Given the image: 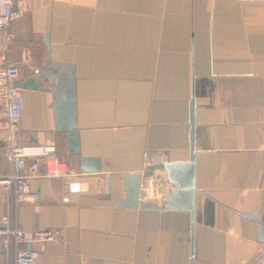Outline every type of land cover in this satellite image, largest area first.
<instances>
[{"label": "crops", "instance_id": "0c3cea01", "mask_svg": "<svg viewBox=\"0 0 264 264\" xmlns=\"http://www.w3.org/2000/svg\"><path fill=\"white\" fill-rule=\"evenodd\" d=\"M10 25L9 59L25 91L20 128L53 143L70 162L96 159L81 192L64 202L59 182L40 178L38 199L16 203L0 185L9 229L58 230L37 264H189L190 219L164 211L175 189L165 172L142 177L125 209L123 179L152 165L186 163L194 107L192 264H247L264 227V0H24ZM69 66L75 82L79 155L55 129L53 85L37 79ZM5 121L0 112V124ZM0 143V181L10 175ZM43 170H41V174ZM264 243V242H263ZM11 244L2 264H14Z\"/></svg>", "mask_w": 264, "mask_h": 264}, {"label": "built area", "instance_id": "2783aa9c", "mask_svg": "<svg viewBox=\"0 0 264 264\" xmlns=\"http://www.w3.org/2000/svg\"><path fill=\"white\" fill-rule=\"evenodd\" d=\"M25 12L24 0H0V112L5 117V121L0 124V143L5 147V159L11 167L10 175L1 180L0 185L12 192L16 203H31L38 199V194L31 189L32 183L46 178L62 185L63 201L68 202L71 194L81 192L80 183L85 175L80 173L78 166L60 154L53 143H32L28 141L27 133L20 128L25 91L14 87V83L19 81V73L9 59V29ZM60 239L58 230L9 229L6 220L1 218L0 264L11 244L30 247L16 249L14 264H37L46 245ZM247 264H264V243L252 253V259Z\"/></svg>", "mask_w": 264, "mask_h": 264}, {"label": "water", "instance_id": "95a60500", "mask_svg": "<svg viewBox=\"0 0 264 264\" xmlns=\"http://www.w3.org/2000/svg\"><path fill=\"white\" fill-rule=\"evenodd\" d=\"M37 79H49L53 85L54 96V117L55 129L65 132L67 135V152L70 156L79 155L78 135L75 124V82L73 70L69 66L50 65L46 61L45 69L37 75ZM14 87L22 90H39L35 79L28 78L25 81H17ZM190 155L186 163H173L166 165H152L144 168L141 173L124 176V190L126 198L117 203V206L125 209L154 210L150 203H140L138 201L142 177L153 176L154 171L165 172L168 183L175 185V189L164 199V211H186L190 219V263L193 262V222H194V107L193 100L190 104ZM78 166L82 175L99 174L100 169L96 159L79 158L72 163ZM246 219L258 224V234L261 243L264 242V227L260 225V218L257 215H242ZM27 249H30L28 247Z\"/></svg>", "mask_w": 264, "mask_h": 264}, {"label": "bare ground", "instance_id": "6f19581e", "mask_svg": "<svg viewBox=\"0 0 264 264\" xmlns=\"http://www.w3.org/2000/svg\"><path fill=\"white\" fill-rule=\"evenodd\" d=\"M73 188L75 189L76 188V185H74Z\"/></svg>", "mask_w": 264, "mask_h": 264}]
</instances>
